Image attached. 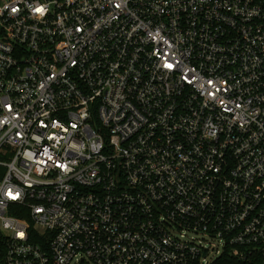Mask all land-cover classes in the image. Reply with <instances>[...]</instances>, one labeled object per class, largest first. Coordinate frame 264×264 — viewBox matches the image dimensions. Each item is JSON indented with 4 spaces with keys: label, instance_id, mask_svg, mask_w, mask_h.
<instances>
[{
    "label": "built area",
    "instance_id": "built-area-1",
    "mask_svg": "<svg viewBox=\"0 0 264 264\" xmlns=\"http://www.w3.org/2000/svg\"><path fill=\"white\" fill-rule=\"evenodd\" d=\"M0 264H264V0H0Z\"/></svg>",
    "mask_w": 264,
    "mask_h": 264
}]
</instances>
